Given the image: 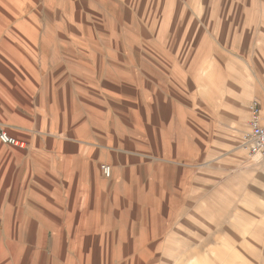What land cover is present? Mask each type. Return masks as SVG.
<instances>
[{
    "label": "rangeland",
    "instance_id": "1",
    "mask_svg": "<svg viewBox=\"0 0 264 264\" xmlns=\"http://www.w3.org/2000/svg\"><path fill=\"white\" fill-rule=\"evenodd\" d=\"M253 100L264 0H0V264H264ZM97 219L108 249L73 239Z\"/></svg>",
    "mask_w": 264,
    "mask_h": 264
},
{
    "label": "crops",
    "instance_id": "2",
    "mask_svg": "<svg viewBox=\"0 0 264 264\" xmlns=\"http://www.w3.org/2000/svg\"><path fill=\"white\" fill-rule=\"evenodd\" d=\"M73 44L72 45H69L70 48L72 47H76L74 46V41H72ZM20 143H22L23 145L28 142L27 140L25 139H17ZM57 141V140H56ZM55 141V142H56ZM8 146H15L17 148H23L22 146H17V145H9V144H6ZM15 150V154H20L21 156V152L20 150ZM19 160L18 158H15V161ZM89 164V163H88ZM89 174V173H88ZM94 174V172L92 173ZM90 175V174H89ZM16 195V190L13 191V195L11 194V197H13V200H11V219L14 223H19V222H22V223H33V224H39V225H44L48 222H51V223H57L58 221L57 220H54V218H52L51 220L48 219L49 216H54L55 213H52L50 210H53L54 212L56 211V213H58V209H60V207L56 204V202L54 203H49L47 205L43 204V205H32L30 209L27 210V212L25 213L24 210H17V211H12V207L15 204V196ZM1 206V205H0ZM76 211H79V210H83L82 211V216H84L86 214V206L85 205H82L81 204H75L73 203L72 206ZM23 209V208H21ZM50 209V210H49ZM25 214H24V213ZM23 218L22 220H20V218ZM77 223V227L75 228L76 230L73 231L72 233L75 234L74 235V238L73 239H76V240H79V241H85L84 245L86 246L87 244V247L88 248H92V249H95V242L94 243H91L92 241H100V245L101 244V241L103 240H112V239H115L113 236H108L107 235H100V236H97L95 235L96 232L100 233L102 232V221L100 222L99 219H97V223L94 222L93 225L91 224V226L87 225V224H83L82 220L81 221H74L72 222V224L74 223ZM44 226H40V229H44L43 228ZM93 233L94 235L92 236ZM57 237V236H56ZM61 238V237H60ZM117 239H122V237H119ZM90 241V242H89ZM91 243V246H89V244ZM94 247V248H93ZM101 247H104L105 249H108L109 248V245L105 247V245H102ZM80 249H83L82 248V243H81V246H80Z\"/></svg>",
    "mask_w": 264,
    "mask_h": 264
},
{
    "label": "built area",
    "instance_id": "3",
    "mask_svg": "<svg viewBox=\"0 0 264 264\" xmlns=\"http://www.w3.org/2000/svg\"><path fill=\"white\" fill-rule=\"evenodd\" d=\"M0 142L9 145H23L4 131H0ZM242 145L250 155L264 158V122L262 108L257 100L251 101L249 105V129L243 135ZM100 169L105 177L110 176V166L102 164Z\"/></svg>",
    "mask_w": 264,
    "mask_h": 264
},
{
    "label": "bare ground",
    "instance_id": "4",
    "mask_svg": "<svg viewBox=\"0 0 264 264\" xmlns=\"http://www.w3.org/2000/svg\"><path fill=\"white\" fill-rule=\"evenodd\" d=\"M26 4V3H25ZM26 6V5H25ZM25 8V7H24ZM10 14V13H9ZM16 15H21V12L20 13H17V10H16ZM16 26H20V25H16ZM33 29H34V32H36L37 30H36V27L33 25ZM80 40V39H79ZM263 122H264V117H263ZM52 225V227H53V230H54V228L55 229H58V225L57 224H55V223H51ZM28 226H29V231H31V232H33L34 234H36V235H38L39 237H40V239H41V241H42V237H43V239H44V235H45V230L43 231V230H39V229H37L36 228V226H37V224H31V226L30 225H27V230H28ZM40 228V227H39ZM17 231H18V229H17ZM51 231V230H50ZM54 232V231H53ZM56 234V233H55ZM16 235V234H15ZM19 235V234H18ZM35 239V238H34ZM39 239V238H38ZM57 239V238H56ZM61 239V238H60ZM61 240H60V244H59V241H58V243H56L58 246L59 245H61ZM111 248V247H110ZM109 253H111V252H109ZM168 254V253H167ZM142 257V256H141ZM140 257V258H141ZM139 263L138 264H152V262L153 261H151V262H145V259L142 257V259H141V261L139 260L138 261ZM129 264H131V263H129Z\"/></svg>",
    "mask_w": 264,
    "mask_h": 264
}]
</instances>
